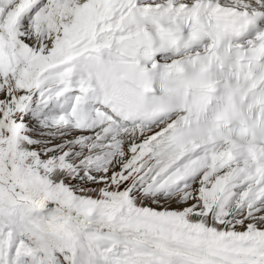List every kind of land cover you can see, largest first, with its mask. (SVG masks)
Returning a JSON list of instances; mask_svg holds the SVG:
<instances>
[{
    "label": "snow or ice",
    "instance_id": "6c2138e0",
    "mask_svg": "<svg viewBox=\"0 0 264 264\" xmlns=\"http://www.w3.org/2000/svg\"><path fill=\"white\" fill-rule=\"evenodd\" d=\"M0 264H264V0H0Z\"/></svg>",
    "mask_w": 264,
    "mask_h": 264
}]
</instances>
